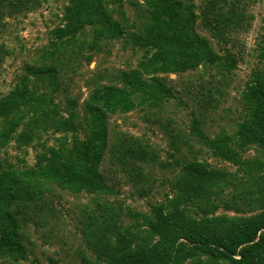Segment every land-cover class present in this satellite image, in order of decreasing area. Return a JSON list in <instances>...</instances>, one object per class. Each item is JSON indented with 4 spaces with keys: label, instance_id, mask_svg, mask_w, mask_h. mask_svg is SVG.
I'll list each match as a JSON object with an SVG mask.
<instances>
[{
    "label": "trees",
    "instance_id": "trees-1",
    "mask_svg": "<svg viewBox=\"0 0 264 264\" xmlns=\"http://www.w3.org/2000/svg\"><path fill=\"white\" fill-rule=\"evenodd\" d=\"M46 1L0 0V36L8 27V19L36 12ZM124 1L69 0L62 24L51 32L49 45L39 54L36 65H26L19 86L0 100V114H8L5 124H9L7 132L0 135V143L20 128L18 139H41L49 131L52 135H73L75 151L61 155L64 172L58 169L59 174L47 178L58 179L55 182L62 189L74 194L113 195L101 170L107 153L111 165L128 176L127 182L137 188L140 197L153 193L158 182L155 169L170 171L176 179L170 184L168 202L151 204V215L124 210L108 199H96L101 210L85 217L82 230L96 261L84 259V264H185L200 255L214 264H264V213L249 219L215 215L219 208L241 212L243 205L251 206L254 200L239 194V181L234 176L200 161L197 146L232 164H243L228 136L211 138L195 121L189 138L181 130L170 131V121L166 126L170 162L162 161L148 142L127 133L111 141L109 130V115L127 114L138 106L159 107L173 97L159 74H180L201 66L214 68L219 75L212 74V88L202 97L208 108L217 109L218 96L225 95L242 58L233 50L236 40L231 34L247 29L253 17L247 15V4L242 0L205 3L207 26L224 43L223 53L218 54L211 42L196 32V15L183 0H144L143 11H138V20L132 24L125 16ZM86 30L94 34L92 40L79 43L77 37ZM104 40L122 41L124 48L133 50H150L153 56L134 70L111 74L109 84L99 79L89 83L92 90L81 117L78 100L65 96L70 90L69 80L82 63L90 64L94 53L102 51L99 45ZM231 42L232 48L225 47ZM6 46L0 41V70L11 54ZM260 47L264 48V39ZM262 55L263 65L246 83L242 100L246 117L240 127L246 143L264 144V51ZM219 76L222 80H216ZM43 80L51 90L35 89ZM60 95L64 104L56 101ZM46 168L44 174L50 175L52 168ZM8 177L0 175V258L26 260L28 252L10 200L21 185L15 176ZM228 187L233 189L232 200L226 194ZM127 218L135 222L126 225Z\"/></svg>",
    "mask_w": 264,
    "mask_h": 264
},
{
    "label": "rangeland",
    "instance_id": "rangeland-1",
    "mask_svg": "<svg viewBox=\"0 0 264 264\" xmlns=\"http://www.w3.org/2000/svg\"><path fill=\"white\" fill-rule=\"evenodd\" d=\"M183 1L187 6H192L196 15V32L211 42L216 53L222 54L224 43H220L207 26L208 20L204 14L207 0ZM242 1L247 4V15L253 17L250 18L247 29L241 28L231 34L236 40L233 50L242 58L230 77L225 95L218 96L220 101L217 109L208 108L202 97L203 93L212 88V74L219 75L214 68L201 66L180 74H159L158 77L163 78L165 84L172 89L173 97L159 107L138 106L127 114L109 115V130L111 141L121 133H127L148 142L159 153L162 161L170 162V136L166 130L170 121V131L181 130L189 138L195 121L211 138L228 136L230 146L235 149L243 164H232L209 149L197 146L199 158L211 168L234 176L239 181V194L250 201L254 199L251 206L250 203L243 205L241 212L219 208L215 215L249 219L264 213V144L246 143L241 137L240 126L246 117L242 103L246 83L251 80L255 69L263 65L264 48L260 45L264 39V0ZM68 2L69 0H47L40 10L7 20L8 27L0 36V41L7 45L11 54L0 70V100L19 86L26 65H36L39 54L49 45L51 32L62 24L63 10ZM143 6L144 0L124 1L125 16L130 24L138 20V11H143ZM112 7L114 8L113 5ZM93 35L90 30H86L77 37V41L90 42ZM231 44L233 42L225 47L232 48ZM124 47L126 46H123L122 41H102L99 45L102 51L94 53L90 64L82 63L78 73L69 80L70 90L65 96L78 100L77 110L81 117L92 90L89 83L99 79L102 84H109L111 74L120 70H134L141 61H147L153 56L150 50ZM218 79L222 80V77L219 76L216 80ZM39 85L35 89L40 92L51 90L48 87L50 84L45 80ZM56 101L64 104L63 95ZM7 119L8 114H0V135L8 130L9 124H5ZM21 133L22 128L13 137L1 139L4 141L0 143V175L5 178L15 176L21 185L14 189L10 200L20 223V237L27 249L28 258L23 260L3 257L0 258V264H84V259L96 261V255L82 231L85 217L97 215L101 210L96 199H108L109 203L122 205L124 210L130 209L134 213L148 215L152 214L151 204L168 202L170 184L176 180L170 171L155 169L158 182L155 183L153 193L140 197L137 188L127 182L128 176L111 165L109 153L105 155L101 170L112 186L113 195L97 197L86 192L74 194L62 189L55 182L58 179L47 177L64 172L60 164L61 160L64 161L61 155L73 154L75 151L73 135H52L49 131L43 133L41 139L23 137L25 141H22L18 139ZM50 167L52 173L44 174L43 168ZM232 191L228 187L226 194L231 196ZM134 222L129 218L125 220L126 225ZM185 264L214 263L205 255H200Z\"/></svg>",
    "mask_w": 264,
    "mask_h": 264
}]
</instances>
